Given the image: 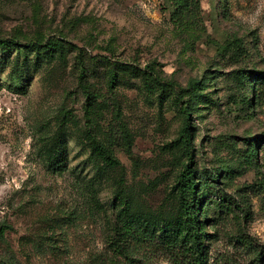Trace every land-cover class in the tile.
<instances>
[{
	"label": "rangeland",
	"instance_id": "1",
	"mask_svg": "<svg viewBox=\"0 0 264 264\" xmlns=\"http://www.w3.org/2000/svg\"><path fill=\"white\" fill-rule=\"evenodd\" d=\"M12 34L0 264H173L159 247L111 242L125 207L181 216L187 165L209 263L264 264L243 244H264V0H0V35Z\"/></svg>",
	"mask_w": 264,
	"mask_h": 264
},
{
	"label": "trees",
	"instance_id": "2",
	"mask_svg": "<svg viewBox=\"0 0 264 264\" xmlns=\"http://www.w3.org/2000/svg\"><path fill=\"white\" fill-rule=\"evenodd\" d=\"M33 42L30 41L29 43L33 44ZM43 43L44 41H41L40 44ZM46 43L43 44V47L47 45ZM19 45V39L13 34L9 36L0 35L1 49L5 50ZM253 75L257 76L258 79L264 80V72H256ZM114 81L115 74L111 79V82ZM189 84L193 85L194 82L191 81ZM183 109L186 116L181 138L187 148L192 150L189 137L191 109L187 105ZM262 141H264V136ZM98 152L109 164H117L116 160L112 159L108 152L101 149ZM211 179L216 182L217 176L211 175ZM174 188L181 197V216L177 220H164L159 223L152 219L134 215L129 211L128 207H125L119 214L120 223L111 242L115 251L128 254L125 243L131 238L140 246L161 248L170 255L173 264H210L203 227L197 220V215L193 209L194 205L189 202L191 194L198 188L194 171L189 165L181 171ZM243 244L254 250L257 262L264 261V244L258 243L251 237H246Z\"/></svg>",
	"mask_w": 264,
	"mask_h": 264
}]
</instances>
